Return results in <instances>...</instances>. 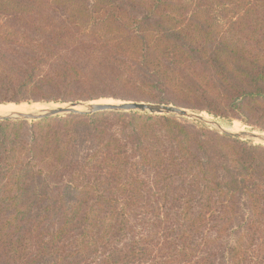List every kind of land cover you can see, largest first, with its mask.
Masks as SVG:
<instances>
[{"label":"trees","instance_id":"16d2710c","mask_svg":"<svg viewBox=\"0 0 264 264\" xmlns=\"http://www.w3.org/2000/svg\"><path fill=\"white\" fill-rule=\"evenodd\" d=\"M102 99L264 130V0H0V104ZM0 264H264V146L132 111L0 121Z\"/></svg>","mask_w":264,"mask_h":264},{"label":"water","instance_id":"95a60500","mask_svg":"<svg viewBox=\"0 0 264 264\" xmlns=\"http://www.w3.org/2000/svg\"><path fill=\"white\" fill-rule=\"evenodd\" d=\"M16 105L21 103H14ZM83 106L84 109H78ZM102 111H119V112H140L159 115H173L176 117H187L195 120H200L204 123L216 126L221 133L239 139H254L264 142V135L250 131L231 132L223 129L218 123H215L207 118H204L200 114L195 113L189 109L175 106L172 104L164 103H152V102H137V101H122L118 104L110 103H94V102H70L68 105L52 110H46L45 112H10L5 115H0V121L4 120H26L37 121L46 118H52L65 115H82L93 114Z\"/></svg>","mask_w":264,"mask_h":264},{"label":"rangeland","instance_id":"374dc122","mask_svg":"<svg viewBox=\"0 0 264 264\" xmlns=\"http://www.w3.org/2000/svg\"><path fill=\"white\" fill-rule=\"evenodd\" d=\"M102 100H111V101L119 102V103L122 102L120 100H113V99H102ZM97 101H101V100H97ZM97 101H92V102H97ZM85 102H89V101H85ZM24 103H26V102H24ZM33 103H36V102H32V103H28V104H33ZM37 103L46 104L45 102H37ZM50 103H53V102H50ZM5 104H14V103H5ZM54 104H60V105L66 106L69 103H54ZM0 105H2V104H0ZM191 111H193V110H191ZM194 112L197 113V114H200L201 116L204 115L203 116L204 118H207V119H209V120H211V121H213L215 123H218V122H216L214 120L220 121L223 124H225L227 127L237 126L240 129H245L246 132L247 131H250V132H254L255 131L258 134H263L264 135V130H262V129L254 126V125L248 124L247 122H245L241 118H221V117H215V116H213L211 114H208L207 112H204V111L203 112L194 111ZM179 118H183V119H185L188 122L193 123V124L203 125V126L209 128V129H212V130H215V131L221 133V131L218 130V128H216V126H214V125L207 124V123H204V122H202L200 120H195V119H192V118H187V117H179ZM29 122H32V121H29ZM219 125L221 126V124H219ZM237 132H241V131H237ZM221 134H223V133H221ZM237 139H239V138H237ZM240 140L249 142V143L254 144V145H263L264 146V142H261L259 140H254V139H249V138L240 139Z\"/></svg>","mask_w":264,"mask_h":264},{"label":"bare ground","instance_id":"6f19581e","mask_svg":"<svg viewBox=\"0 0 264 264\" xmlns=\"http://www.w3.org/2000/svg\"><path fill=\"white\" fill-rule=\"evenodd\" d=\"M94 103H110V104H118L119 102H114L111 100H101L97 101ZM64 107V105L60 104H54V103H46V104H41V103H33V104H28V103H22V104H2L0 105V115H5L10 112H45L46 110H52L55 108H60ZM78 109H84L83 106L78 107ZM203 115V114H202ZM204 116V115H203ZM221 124L223 129H226L231 132H237V131H245V129H240L237 126H232V127H227L225 124H223L220 121L214 120ZM255 132V131H254ZM257 133V132H255Z\"/></svg>","mask_w":264,"mask_h":264}]
</instances>
